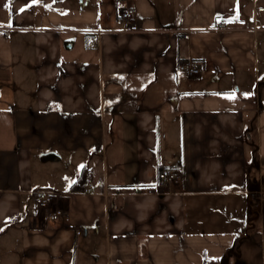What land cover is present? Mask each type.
<instances>
[{
    "label": "crops",
    "instance_id": "crops-1",
    "mask_svg": "<svg viewBox=\"0 0 264 264\" xmlns=\"http://www.w3.org/2000/svg\"><path fill=\"white\" fill-rule=\"evenodd\" d=\"M89 4L0 0V264H264V7Z\"/></svg>",
    "mask_w": 264,
    "mask_h": 264
},
{
    "label": "built area",
    "instance_id": "built-area-1",
    "mask_svg": "<svg viewBox=\"0 0 264 264\" xmlns=\"http://www.w3.org/2000/svg\"><path fill=\"white\" fill-rule=\"evenodd\" d=\"M258 11H264V8H259ZM129 18L130 16L128 12H123L119 17V19L122 21H128ZM97 33L100 34L101 32H97ZM97 40H98L97 37L92 38L93 43H96ZM180 72L187 78H196L200 75L199 68L193 63L181 65ZM177 180H178V174L176 172L167 169L163 170L160 174L159 187L165 189L170 185H172ZM81 190L84 193H90V188L88 187H81ZM259 197L262 202V214H264V191L259 194ZM54 201H55L54 193L42 192L37 194L35 197V203L37 207L40 209H49L54 203ZM61 215H62L61 210H55L50 213V217L54 221H57Z\"/></svg>",
    "mask_w": 264,
    "mask_h": 264
},
{
    "label": "rangeland",
    "instance_id": "rangeland-1",
    "mask_svg": "<svg viewBox=\"0 0 264 264\" xmlns=\"http://www.w3.org/2000/svg\"><path fill=\"white\" fill-rule=\"evenodd\" d=\"M81 1L82 0H64L66 6L74 5L75 7L81 6L80 5ZM83 1L84 3H86L87 1L90 2L88 8L86 9L87 11L89 12L97 11V7H98L97 0H83ZM258 5H262L264 7V0H258ZM259 16L264 18V15H259Z\"/></svg>",
    "mask_w": 264,
    "mask_h": 264
},
{
    "label": "water",
    "instance_id": "water-1",
    "mask_svg": "<svg viewBox=\"0 0 264 264\" xmlns=\"http://www.w3.org/2000/svg\"><path fill=\"white\" fill-rule=\"evenodd\" d=\"M68 44H69V42L68 41H66L65 42V47H68ZM53 156H54V154L53 153H48V154H45V158H53Z\"/></svg>",
    "mask_w": 264,
    "mask_h": 264
},
{
    "label": "snow or ice",
    "instance_id": "snow-or-ice-1",
    "mask_svg": "<svg viewBox=\"0 0 264 264\" xmlns=\"http://www.w3.org/2000/svg\"><path fill=\"white\" fill-rule=\"evenodd\" d=\"M33 2L35 3V2H37V0H33ZM23 11H25V9L24 8H21L20 9V12H23ZM8 27H11V24H9ZM227 98H233V97L232 96H229ZM81 167H83V165H81ZM70 183H71V181H70Z\"/></svg>",
    "mask_w": 264,
    "mask_h": 264
}]
</instances>
